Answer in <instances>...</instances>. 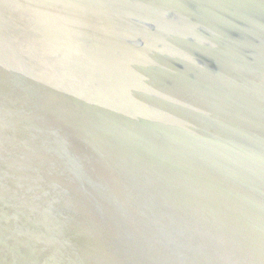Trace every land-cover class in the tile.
Returning <instances> with one entry per match:
<instances>
[{
	"label": "bare ground",
	"instance_id": "obj_1",
	"mask_svg": "<svg viewBox=\"0 0 264 264\" xmlns=\"http://www.w3.org/2000/svg\"><path fill=\"white\" fill-rule=\"evenodd\" d=\"M161 2L0 0V264H264V0Z\"/></svg>",
	"mask_w": 264,
	"mask_h": 264
},
{
	"label": "water",
	"instance_id": "obj_2",
	"mask_svg": "<svg viewBox=\"0 0 264 264\" xmlns=\"http://www.w3.org/2000/svg\"><path fill=\"white\" fill-rule=\"evenodd\" d=\"M127 1H132V0H127ZM134 1V0H133ZM155 2L162 1L161 3L166 5L165 8L162 10V14L164 19H167V21L171 23H177L180 24H189L191 28V31L187 35V38L193 40L195 39L194 33L196 35H199L200 37L204 36L203 38L207 43L209 42V32L207 31L208 28H206L202 22H198L199 19H201V13L204 12L203 9V4L202 0H153ZM178 2V3H177ZM159 3V4H161ZM211 8V7H210ZM155 9H157L155 7ZM228 9L230 13L232 14L234 12V7L233 6H228ZM228 11V12H229ZM131 19L134 20V22L138 25L145 26L148 28V30L152 33L155 32V23L153 20H150L149 18H140L139 17H132ZM10 25V24H9ZM143 37V36H142ZM142 37H128L123 38L126 44L134 47V48H141L143 46V40ZM205 43V42H204ZM136 44V45H135ZM193 53H195L197 64H210L213 66L214 63V58L205 57L204 55H201L200 51L197 48H194ZM250 53V52H249ZM248 53V54H249ZM177 66L181 68L183 64L175 60ZM154 64V63H152ZM191 73V72H188ZM161 84H164L163 82Z\"/></svg>",
	"mask_w": 264,
	"mask_h": 264
}]
</instances>
